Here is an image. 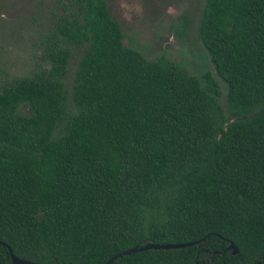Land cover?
I'll return each instance as SVG.
<instances>
[{
    "label": "trees",
    "instance_id": "obj_1",
    "mask_svg": "<svg viewBox=\"0 0 264 264\" xmlns=\"http://www.w3.org/2000/svg\"><path fill=\"white\" fill-rule=\"evenodd\" d=\"M57 1L44 65L0 85V242L40 264H103L200 239L109 264H264V0H203L197 76L124 45L106 0Z\"/></svg>",
    "mask_w": 264,
    "mask_h": 264
},
{
    "label": "rangeland",
    "instance_id": "obj_2",
    "mask_svg": "<svg viewBox=\"0 0 264 264\" xmlns=\"http://www.w3.org/2000/svg\"><path fill=\"white\" fill-rule=\"evenodd\" d=\"M203 0H106L110 15L123 34L124 45L145 58L165 55L186 72L199 75L210 69L197 41L195 24ZM61 8L57 0H0V85L11 78L36 73L42 42ZM78 50L72 51L62 80L65 115L74 113L70 99ZM60 123L53 132L62 131Z\"/></svg>",
    "mask_w": 264,
    "mask_h": 264
},
{
    "label": "water",
    "instance_id": "obj_3",
    "mask_svg": "<svg viewBox=\"0 0 264 264\" xmlns=\"http://www.w3.org/2000/svg\"><path fill=\"white\" fill-rule=\"evenodd\" d=\"M198 241H200V239L193 240V241H187V242H180V243H160V244H157V243H154V242H150V241H145L140 246L133 245L131 247L125 248L123 250H120V251L114 253L113 255H111L110 257H108L104 261L103 264H109L114 259H116L118 257H121L122 255H128L130 253L140 252V251L147 250V249H173V248H181V247H185V246H188V245L195 244ZM0 244L7 249L8 254H9V258H10V264H40V263H37V262H32L30 260H26V259L19 258V257L15 256L11 252V250H10V248H9L8 245H6L3 242H0ZM227 248L231 250V253L232 254H234V253L237 252L236 247L232 243H229L227 245Z\"/></svg>",
    "mask_w": 264,
    "mask_h": 264
}]
</instances>
